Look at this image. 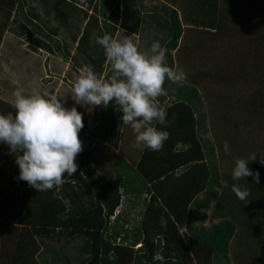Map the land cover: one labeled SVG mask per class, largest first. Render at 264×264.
I'll return each mask as SVG.
<instances>
[{"label":"trees","instance_id":"trees-1","mask_svg":"<svg viewBox=\"0 0 264 264\" xmlns=\"http://www.w3.org/2000/svg\"><path fill=\"white\" fill-rule=\"evenodd\" d=\"M162 1L156 6H151L149 11L144 8L143 0H7L5 4L1 2L6 8L4 10H6L7 20L4 26H1L4 28L0 31V60L3 55L7 54L15 58L11 52L15 51L18 46L20 62L24 64L25 61L32 70L30 73L27 71L30 78L34 66L40 65L41 59L35 57L31 51L23 49V43L48 53L53 65L54 63L61 65V69H58L59 73L65 61H69L71 69L64 72L63 76L65 80H68V84L64 82L62 88L55 87V80L53 85H40L34 80L33 75L32 80H29L33 84H25L23 88L26 94L38 89L41 93L57 95L65 107L77 108L82 114L84 123V127L79 132L83 149L76 157L77 172L71 175L64 174L61 183L63 191L61 197L50 190L39 193L37 190H24L25 193L22 192V195L17 196L18 199L15 200L11 192V185L15 182L1 180V177L3 178L1 170L4 168L0 167V232L4 227L3 222H8L13 218L16 210L12 208L13 206L20 204V208H23L22 212L27 215L26 219L20 218L21 222L18 221L19 224L25 226V233L17 239L16 249L7 264H45V258L38 261V255L44 254V251L51 252V249L46 248L45 240L49 241L53 238L64 244H69L76 239L82 240L77 248V253L82 257L77 264H219V258L225 261L230 239L236 231V225L231 219L223 218L213 226L196 229L195 232L189 230L188 236L185 231H183L184 235L179 236L175 226L178 236L173 234L175 228L159 229V219L156 218L154 211L147 207V196L143 200L141 197L142 194H149L146 189L149 187L145 184L155 181L154 192L148 200L155 199L156 202L153 205H157L156 195H163L172 189L169 185L166 186L167 177L171 175L181 179L178 184V196L182 198L183 209L179 210L180 214L175 218L182 228L185 223L202 222L205 214L201 212V209L206 210L211 203L222 200L223 192L219 193L225 182L230 189L234 183H238L242 188L246 187L250 191L247 202L248 211L243 213H248L250 210L251 218L245 220L244 227L241 228L243 230L238 231L249 232V235H252L251 238L254 239L258 224L263 223L264 225V206L260 207L261 201L264 202V179H260L258 184L252 180L251 176L234 181L231 175L233 168L228 167L225 172L226 176H224L219 166L222 153L216 157L214 146L201 137L206 132L204 128L206 116L200 112L201 107L193 100L197 90L192 84L186 82L183 86L174 87L173 83L165 82L167 86L172 85L171 87L175 88L179 100V103L173 101L174 111L182 109L179 132L177 133V129L174 131L175 128H168L169 133L171 131L176 133L175 137L170 139L169 147L172 153L168 156L169 161L167 162V159L162 157L158 164L141 151L135 169L132 168L135 163H127L120 156L116 162L113 161L117 165L115 168L112 166L113 162L110 164V169L103 163L108 150L118 152L121 132L128 126L121 121L122 111L118 110L115 103L111 102L107 107H92L77 104L73 99L70 87L73 86L74 76L78 74V69L82 66L93 67L98 76L104 78L111 76V65L106 59L102 46L96 42L97 37H102L104 34L118 39L128 36L138 48H140L142 37H138V34L143 33V39L149 38L150 42H154L151 38L154 36L166 50V65L169 67L172 65L171 51L178 49L184 28L190 27L195 22L192 18L179 13L180 0ZM229 1L231 0L227 2L221 0L218 3L216 0L213 3V7L217 8V20L211 28L214 30L216 28L217 32L221 24L230 18L222 16L226 8H230V4H233ZM13 10L15 14L11 17ZM48 22L50 23L47 24ZM73 23L77 25L74 27ZM148 23H153L154 27L145 28ZM159 26H162L161 29L164 31L163 33L160 29L161 35L155 32ZM149 30L152 33L148 37L146 32ZM204 30L211 33L210 28H204ZM260 32L264 35L262 29ZM249 40H247V52L241 53V57L244 58L246 55L247 59L245 57L244 61H237L236 68L229 70V76L217 84V90H214L215 93L212 95V98L225 101L226 111L223 108L222 111L219 110L218 101L211 102L209 98L207 102L217 112L213 111L212 114L215 119L214 123L218 121L225 123L220 124L216 129L212 126L213 131H221L220 138H222L225 126L230 124L232 119L237 120L239 117L236 112L233 113L234 104L230 101H233L236 106L238 103L242 109L248 111L253 121L252 124H245L249 129L246 137L248 141L245 145L248 152L246 154L249 155L240 156V158H248L256 152L257 164L255 161H249L248 167L253 172H261L260 177L264 178V169L261 170L264 164L259 162L263 154V149L259 144L264 140V52H261V46L251 45ZM248 57L253 60L252 64ZM199 77L198 75L196 82L201 81L202 78ZM248 77H252L254 84V88L249 93L244 94L241 89L235 90V88L229 91L223 90L222 84L246 81ZM17 87L19 86L15 77H0V114H15L11 102L14 99L12 93ZM33 87L35 89H30ZM243 96L249 99L245 100ZM89 117L90 120H88ZM196 135L198 138L195 137ZM129 137H135V135ZM223 140L225 139L221 140L224 145ZM180 142L187 144L174 150L173 147ZM3 151L9 152L8 146L0 143V153ZM9 155L13 154L9 153ZM147 159H151L158 165L156 172L149 173L145 170ZM120 160H122L121 164L124 165V169L118 166ZM137 174L139 176H136ZM16 175L20 180L19 173ZM18 184L23 189L27 188L20 182ZM124 194L131 196L134 204L140 206L142 210L141 221L138 227L135 226L132 235L124 230L128 220L121 216L120 211L115 214V220L110 222ZM93 195L95 199H92ZM189 206L192 208L189 209ZM192 212L194 215L191 214ZM150 214L154 215L155 227L150 223L152 218H148ZM120 220L124 222L120 223ZM160 238H163V244ZM137 243H142V245L134 248ZM64 244L56 250L57 253L65 251ZM189 250L191 252L187 253ZM158 254L164 257L163 262L155 259Z\"/></svg>","mask_w":264,"mask_h":264},{"label":"rangeland","instance_id":"rangeland-1","mask_svg":"<svg viewBox=\"0 0 264 264\" xmlns=\"http://www.w3.org/2000/svg\"><path fill=\"white\" fill-rule=\"evenodd\" d=\"M5 1H1L3 4H5ZM149 1V0H147ZM228 0H225L227 2ZM0 2V31L4 27V23L7 20V14L6 9ZM155 2V1H154ZM180 6H179V13L181 15L192 18V20L195 22V24L191 25L190 27H185L182 39L180 40V44L177 50L171 51V54L173 55V61L172 65L170 67L174 69H182L186 75L187 79L186 82L192 84L196 87L197 93L196 96L193 97V100L196 101L199 106L201 107L202 113L205 114V129L206 132L201 135L202 139H207V143L214 146V153L215 156H220V153H222V156L220 157L219 166L220 169L223 170L224 176L226 172V168H234L235 166V160L237 158H240V156L249 155L246 154V146L248 139L246 138L249 132V129L246 128L247 125L245 124H252V120L250 117V114H248V111L246 109H242L239 104L237 103V106L233 101H230L233 103V113L236 112L238 119H232L230 124H227L225 126V129L222 132V138L225 139L223 141H228L229 144V152L226 154L224 150L223 142L221 141L222 138H220V132H215L212 130V126L216 129L220 124H225L224 122L218 121L217 123L214 119L213 111L217 113L214 110L213 106L208 105V100L211 99V102L218 101V108L219 110H225L226 106L225 101L219 100L215 97L212 98V95L215 93L214 90H217V84L223 80V78H227L230 74L229 70L231 68H236V65L238 64V60L244 61L245 57L247 59V56L241 57V53L243 51L247 50L248 47V39L251 45H258L261 46V52H264V35L261 31L264 32V0H234L229 1L230 8H226V10L222 13V16L224 18H228L227 22H224L221 24L218 32L217 29L215 30L212 27V25H215L216 14H217V8L214 6L213 3L216 2V0H198V1H190L186 0L185 2L183 0H180ZM218 3L221 2V0H217ZM15 4V3H14ZM209 4V5H208ZM219 5V4H218ZM15 11H12L11 17L14 16ZM224 20V19H223ZM48 22L47 24H49ZM77 24L73 23V26L75 27ZM148 27H154V24L148 23L146 24L145 28ZM162 26H159V29H156L155 32L157 34H160V29ZM196 27V28H195ZM204 28H210L211 33L205 32ZM259 28V30H258ZM163 31V29H161ZM148 34V37L151 35L152 31L146 32ZM164 33V31H163ZM142 36L140 39V50L141 51H147L150 49L151 44L153 42L149 41V38L143 39V33L138 34V37ZM251 37L255 38L252 39ZM154 41H158L154 36L151 37ZM261 41V42H260ZM23 49L32 51L33 55L39 59H41L40 65L34 66L33 68V74H31L30 78V71L31 68L28 66V63L24 61V64L20 62V59L18 58V55L20 56V48L17 46L15 48V51L12 50L11 54L15 56L11 57L8 54L5 56H2V60H0V77L5 76L8 78L15 77V81L18 84L19 87L23 88V85L25 84H33L30 83L29 80H32V77L34 76V80L38 81L39 84H45L47 86L53 85L54 80L56 82L55 87L62 88L64 86V82L68 84V80L63 77L65 73H63V70L65 71L68 67L70 70V62L65 61V65L62 69V71L59 73L58 69H61V65L58 63L52 64L51 58H49V54L46 53L44 50H38L33 47L28 46L27 44L23 43ZM138 44V43H137ZM251 48V47H250ZM249 48V49H250ZM253 51V50H251ZM247 52V51H246ZM250 53V52H249ZM250 56V55H248ZM252 56V55H251ZM249 58L250 63L252 64L253 60ZM57 64V65H56ZM229 65V66H228ZM60 67V68H59ZM251 66L249 67V69ZM67 69V70H68ZM228 69V70H227ZM24 72H23V71ZM66 70V71H67ZM27 71L29 73H27ZM65 71V72H66ZM250 72V71H247ZM46 74V76H45ZM60 74V75H59ZM251 74V72H250ZM33 75V76H32ZM200 76L199 78H202L200 82H196L197 76ZM224 75V77H223ZM56 77V79H55ZM204 78L206 80H204ZM249 78V77H248ZM191 79V80H190ZM28 81V82H27ZM165 82L167 83H173L174 87H177L180 85L177 83L172 82L171 80L166 79ZM165 91L166 95L158 97L159 104L166 108L167 110V116H166V123L163 125L158 124V129L166 130L168 132V128L172 129L175 128L174 131L177 129V133L179 132V122L182 116V109L178 110L177 112L174 111L175 103L173 101H177L179 103V100L175 93V88L171 86H167L165 84ZM185 82V84H186ZM229 83V82H228ZM222 84L223 90L229 91L231 88L241 89L244 94L249 93L253 88L254 84L252 81V77L249 78L246 81H235L231 84L229 83ZM228 84V86H226ZM72 87V86H71ZM35 89V87L30 88ZM39 91L40 90H34ZM41 93V92H40ZM69 94V93H68ZM170 95V96H169ZM65 98V96H64ZM210 98V99H209ZM243 98L246 100L247 97L243 96ZM249 99V98H248ZM247 99V100H248ZM213 100V101H212ZM176 102V103H177ZM227 102V101H226ZM12 105V102H11ZM223 108V109H222ZM245 110V111H244ZM218 116V115H217ZM236 116V117H237ZM91 117V116H90ZM89 118L88 120H90ZM217 119V118H216ZM226 119V118H225ZM229 123V122H228ZM229 125V126H228ZM249 127V126H248ZM174 131H171L169 133L168 139L165 141L163 148L160 151H152L144 146H141L140 148L135 146V137H129L131 135H135L131 127L128 125L126 126L120 135L119 139V145H118V152L115 150H108V154L103 159V163L105 164V167H108L110 169V164L114 161L116 162L118 159V156L122 157L125 162L127 163H135V166L132 168L135 169L137 162L139 161V153L141 151L144 152V154L148 155L149 157L153 158L158 164L159 160L164 157L167 159L166 161H169L168 156L170 155L171 148L170 146V139L174 138L176 133ZM243 134V136L240 134ZM198 138V136H195ZM182 143V142H180ZM178 143L175 147H173L174 150H177L178 148H182V146H186L184 144L187 143ZM222 144V146H221ZM251 144V142L249 143ZM248 144V145H249ZM261 145V149H263L264 154V140L259 144ZM153 152V153H151ZM148 153V154H147ZM248 153V152H247ZM256 152H254L255 154ZM124 154L130 155L125 156ZM218 159V158H217ZM112 163L115 167L117 165ZM122 160L118 163V166H120L122 169H124V165L121 164ZM166 162V164H167ZM255 163L257 164L256 160ZM8 167L10 169H13L14 167L18 168L19 166L16 164L14 165L13 160L11 158H7L6 155H2L0 159V167ZM261 164V163H260ZM13 165V166H12ZM11 166V167H10ZM139 168V167H137ZM225 169V170H224ZM259 169V166H258ZM264 169V167H261V170ZM147 172L152 173L156 172L158 170V165L154 163L151 159H147V168L145 169ZM264 172V171H263ZM229 173V170H228ZM261 175V172L259 173ZM264 174V173H263ZM136 176H139L138 174ZM142 179H144L142 177ZM263 180L264 178H261ZM142 181V180H141ZM181 182L180 178L174 177L171 175L170 177H167V183L166 186L169 185L170 191L168 193H165L163 195H156L157 199V205H153L156 200L152 199L148 200L150 195L154 192L153 187L156 185L155 181H150L145 184V186L149 187L146 188L147 191H149V194L144 195L142 194V200L147 196V207L154 211L155 216L157 219H159V229L165 228L168 230L169 227L177 228L178 234L184 235L183 230L185 229L187 231H192V223L188 224L185 223L183 226H179V221L175 218L176 215L180 214L179 210L183 209V204L181 203V196H178V184ZM24 185H26L27 188L23 189V187L19 188V191L24 192V190H30L34 191L36 189H31L26 181L21 182ZM85 183V182H83ZM155 184V185H154ZM142 186V185H141ZM15 191V190H13ZM53 193L58 194V196L61 197L62 194V186L57 185L54 186L52 189H50ZM57 191V192H56ZM223 192V198L219 202H213V204H210L209 212L206 214L210 219L205 222L206 225H209L211 223L219 222L220 220L224 219H231L234 221L236 228L235 233L233 237L231 238V242L229 243V253L233 250L236 254L243 253L244 249L249 252L250 258H257L259 260V264H264V225L263 223L258 224L256 230H255V236L256 238L251 239L249 232L242 233L238 230L241 229L243 224H245V220H249L251 218V215L248 213H243L244 211H248V203L246 201L239 200L235 193L229 188L224 187V184L222 186V189L220 190V193ZM25 193V192H24ZM14 199L17 200L18 197L16 196V193H13ZM22 195V193H21ZM92 199H95V195ZM220 196V195H219ZM89 199V198H88ZM65 202V200H64ZM134 199L131 196H128L124 194L121 199V204L117 207L116 210L120 211L121 216L124 219H127V225L124 226V230L128 232V234L132 235L135 226L138 227L141 218H142V210L140 206H136L134 204ZM246 203V204H245ZM68 206V205H67ZM241 206V207H240ZM264 206V202L261 201L260 207ZM69 207V206H68ZM195 208V206H193ZM259 207V208H260ZM16 208V207H12ZM11 208V209H12ZM192 208V206H189V209ZM23 208L19 207V213H16V210L13 213V216H18L19 218H16V220L26 219L27 215L22 212ZM146 210V209H145ZM165 212V213H164ZM10 214V213H9ZM115 213L111 216L110 222H113L115 219ZM194 215V213H191ZM218 217V220H217ZM148 218H152L151 224L155 227V218L154 215L150 214ZM166 222V226H162L161 219ZM217 220V221H216ZM11 221V220H10ZM124 222L123 220H120ZM215 221V222H212ZM195 226L197 228L200 227V223L198 221H195ZM4 227L3 230L0 232V264H7L6 261H9L8 256H10V245L13 244V241L16 239L14 238V232L10 231V226L15 227L13 223L10 222H3ZM7 224V226H6ZM112 224V223H111ZM205 224V223H203ZM175 226V227H174ZM186 227V228H185ZM175 228V234L177 235ZM183 229V230H181ZM124 232H122L123 234ZM188 233V232H185ZM121 234V236H122ZM189 233L187 234V236ZM241 237H244L242 241L245 243H241ZM131 238V237H130ZM184 238V237H183ZM120 239V238H119ZM13 240V241H11ZM121 240V239H120ZM117 240V241H120ZM81 239L73 240L69 244H64V242L60 240H56V238H53L52 240H45L46 248L51 249L50 251H44V254L38 255V261H42L43 258H45L46 262L45 264H77V261L82 257L79 256L77 253V248L81 244ZM122 242V241H120ZM127 243V242H126ZM65 245V251L61 253H57L56 250L60 248V246ZM124 244V243H123ZM142 244V243H141ZM140 244H135L134 248H138ZM13 246V245H12ZM8 247V249H7ZM246 247V248H245ZM191 250L187 251V253H190ZM187 256V255H186ZM191 257L193 255L191 254ZM237 258L236 255L230 257V264H233L235 259ZM192 259V258H191ZM224 259L219 258L218 262L219 264H226V261H223ZM248 260L244 256H242V261ZM194 262V261H193Z\"/></svg>","mask_w":264,"mask_h":264},{"label":"clouds","instance_id":"clouds-1","mask_svg":"<svg viewBox=\"0 0 264 264\" xmlns=\"http://www.w3.org/2000/svg\"><path fill=\"white\" fill-rule=\"evenodd\" d=\"M16 5L17 2L14 10ZM96 42L102 46L111 65V76H98L93 67L82 66L70 87L73 99L77 104L92 107H107L114 102L122 111L121 121L135 134V146L160 151L169 133L156 127L165 124L167 116L158 97L166 95V79L183 86L186 73L166 65V50L159 41H154L147 51H141L128 36L118 39L104 34L97 37ZM12 95L15 114H0V143L7 145L9 153L15 155L20 180L26 181L38 193L50 190L63 182L65 173L77 172L76 157L83 149L79 137L84 127L82 114L76 107H65L52 93L33 91L26 94L24 88L17 87ZM224 150L226 154L229 152L228 141L224 142ZM255 160L256 153L248 158H237L232 179L240 181L251 176L258 184L259 172L248 167V162ZM259 162L264 164V154ZM224 187H228L227 182ZM231 190L239 200L249 201L250 191L246 187L234 183ZM161 224L166 226L163 218ZM193 226L194 223L192 229ZM185 232L188 231L185 229ZM160 242L164 243L163 238ZM137 244H140L138 248L142 245ZM155 259L163 262L164 257L158 254Z\"/></svg>","mask_w":264,"mask_h":264},{"label":"crops","instance_id":"crops-1","mask_svg":"<svg viewBox=\"0 0 264 264\" xmlns=\"http://www.w3.org/2000/svg\"><path fill=\"white\" fill-rule=\"evenodd\" d=\"M155 1V2H154ZM232 1H234V0H232ZM237 1H240V0H237ZM161 2H163L162 0H149V1H147V0H143V4H144V8L146 9V10H148L149 11V8L151 7V6H156L158 3H161ZM132 34V33H131ZM92 114V113H91ZM2 155H6L7 156V158H11V160H13V162H14V165H16V163H15V159H16V157H15V155H9V152H7V151H3V152H1L0 153V159H1V157H2ZM18 165V164H17ZM2 168H4V169H2L1 171H3V172H1L2 174H3V178L1 177V180H4V182H6V180L8 181V180H12V182H15V184L14 185H11V192H12V194L13 193H16L17 195L16 196H20L21 195V191H19V188H21V185L20 184H18V182H20L21 183V181L20 180H18V175H16V174H18L19 173V171H20V169H19V167L18 168H16V167H14L13 169H10V168H8V167H4V165L2 164ZM13 166V165H12ZM11 167V166H10ZM18 180V181H17ZM13 190H15V191H13ZM213 203H211V205H212ZM14 207H16V213H19V207H20V204H17L16 206H14ZM210 205H209V207H208V209H201V212H204V214H205V216L202 218V222H198V223H200L199 225H200V227L199 228H197L196 226H193V230H192V232H195L194 230H200V229H205V228H209V227H211V226H213L214 224H216L217 222H215V221H212V222H215V223H211V224H209V225H206L207 223V221H208V219H210L208 216H206V214L209 212V209H210ZM18 216H16V217H14L13 216V218H11V219H9V220H11V221H8V222H10V223H13V225H15V227H13V226H10V231H15L14 232V238H16L14 241L13 240H11V241H13V246L12 245H10L11 247H10V256H8V258L10 259L11 257H12V253L14 252V250L16 249V241H17V239H19V237L20 236H22V235H24V233H25V230H24V227L25 226H23V225H21V224H19L18 223V220H16V218H17ZM205 220H206V222H205ZM217 220H218V217H217ZM216 220V221H217ZM21 222V221H20ZM203 223H205V224H203ZM195 224V223H194ZM193 234H195V233H193ZM252 237V235H250V238ZM242 239H244V237H241V243H243V244H245L243 241H242ZM252 239V238H251ZM230 242H231V239H230ZM229 242V243H230ZM246 248V247H245ZM7 249H8V247H7ZM234 251L235 250H233V251H231L230 253H229V246H228V252H227V257H226V259H225V261H226V264H230V257H232V256H234V255H236L237 256V258L235 259V261H234V263L233 264H259V260L257 259V258H253V259H251L250 258V254H249V252H247L245 249H244V251H243V253H241V254H236V253H234ZM242 256H244L245 258H247L248 260H243L242 261ZM8 261H6V263H7Z\"/></svg>","mask_w":264,"mask_h":264}]
</instances>
